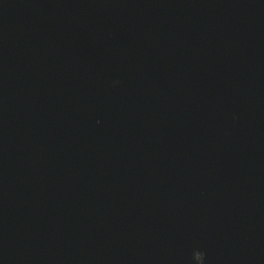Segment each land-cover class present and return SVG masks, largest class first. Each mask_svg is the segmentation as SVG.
Masks as SVG:
<instances>
[{
	"label": "water",
	"instance_id": "water-1",
	"mask_svg": "<svg viewBox=\"0 0 264 264\" xmlns=\"http://www.w3.org/2000/svg\"><path fill=\"white\" fill-rule=\"evenodd\" d=\"M0 264H264V0H0Z\"/></svg>",
	"mask_w": 264,
	"mask_h": 264
}]
</instances>
